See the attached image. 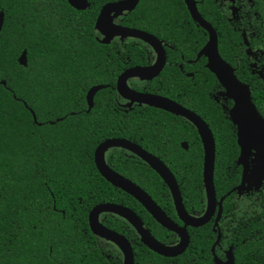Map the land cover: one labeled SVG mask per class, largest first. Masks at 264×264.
Segmentation results:
<instances>
[{
  "label": "trees",
  "instance_id": "obj_1",
  "mask_svg": "<svg viewBox=\"0 0 264 264\" xmlns=\"http://www.w3.org/2000/svg\"><path fill=\"white\" fill-rule=\"evenodd\" d=\"M111 1L118 0H89L90 7L78 11L67 0H0V12L5 14L0 32V264H92L94 256L84 253L93 238L88 216L96 205L112 202L114 192L97 171L94 151L112 129V121L107 113L102 120L97 114L108 90L98 93L89 113L85 95L92 86L105 83L99 72L105 76V67L116 59L117 47L98 42L95 30L100 9ZM150 1L141 7L150 9L144 16L134 11L128 20L178 48L180 40L182 46L193 41H187L192 27L183 0L172 10L156 8L160 0H152L151 6ZM249 1V10L241 13L243 25L223 22L217 0H203L200 12L217 29L221 56L237 67L236 76L250 86L253 102L264 117V0ZM164 12L166 19L177 12L183 17L182 32L172 28L173 21L167 22L169 29H160ZM242 27L250 37L252 54L247 49V55L256 56L251 67L248 56L238 50L243 44L238 31ZM25 50L28 64L22 66L18 59ZM209 115L217 149L215 187L222 197L240 181L236 165L240 149L236 128L223 110L214 103ZM118 122L121 125L122 119ZM185 173L194 183L200 177L202 184L201 169L189 168ZM188 187L189 193H195L185 201L186 207L201 210L203 186ZM233 198L234 194L224 201L222 221L233 227L225 240L233 247L235 263L264 264V191L250 214L238 210L239 202ZM132 200L136 211L146 213ZM153 235L162 240L159 233ZM190 236V246L177 262L212 264L216 234L195 231ZM135 253L136 264L174 262L152 251L143 255L136 245Z\"/></svg>",
  "mask_w": 264,
  "mask_h": 264
},
{
  "label": "flooded vegetation",
  "instance_id": "obj_2",
  "mask_svg": "<svg viewBox=\"0 0 264 264\" xmlns=\"http://www.w3.org/2000/svg\"><path fill=\"white\" fill-rule=\"evenodd\" d=\"M144 1L145 0H140L137 6L132 11H124L121 14L113 16V20L117 25L141 30L155 36L161 42V46L164 51V65H161L162 60L160 58L159 52H157L150 44L140 39L133 37L122 38L121 36H117L114 37L109 44H107L113 45L115 48L117 47V49L114 51L116 59L109 61L111 64L110 68L105 67V76L101 72H99L100 80L105 81V83L102 82L99 85L105 86V88H103L102 90H108V92L106 96L104 95V104L101 107L98 106L97 114H99V118L102 120V117H104L105 113H107V116H109L112 121V129L107 132V136L104 134L105 138L97 145V147L109 139H121L131 144L137 145L139 147V150H142L147 155L156 158L170 170L179 186L184 205L185 201L187 202L188 200H190V198L193 196V193H195H189L190 189H188V186H190L192 183L193 185H196L200 190V186L202 185L204 193L203 208L201 210H195L194 208L188 209L185 205L187 212L191 216L199 217L202 216L206 210L207 198L203 182L204 146L196 125L186 116H182L181 114H176L165 109L151 106L147 103H140L138 101H133L130 98L123 97L118 91V82L120 76L129 69L137 67L155 68L157 72L153 71L143 78L140 76H133L127 79L126 83L128 87L132 91L139 94L151 96L155 95L166 98L173 103H176L178 106L186 109L187 111L199 116L209 126L210 130L213 133V136L214 131L212 127V119L209 114H211V112L213 111L214 103L218 108L223 110L224 114H226L225 118H229L230 120L228 112L232 108L233 102L225 96V89L221 86L216 76L207 68V58L205 56H199V53L208 42L209 34L192 18L185 4V1L183 0L184 5L191 18V21H187V23L188 26L192 27V29L190 28V35H187L189 36L187 41H190L191 39H193V41L190 43H185L182 46V41L180 40V43L178 45L179 48L176 45H172L169 40L157 35L156 33L141 28L140 24L128 20V16L131 15V13L134 11H137V14L144 16L146 11L150 10L147 9L146 11H144L143 9H141V7L145 6ZM168 1L170 0H160L154 6H157L156 8L161 10H164L166 6L169 7V10H172L173 8L179 6L178 0H176L175 3H169ZM225 1L226 0H217L223 15V18L221 20H223V22L232 24L239 22L243 25L244 18L241 17V13L247 12L246 9L247 6L249 7L250 1L230 0L228 4H225ZM195 2L197 3V8L200 12V7L202 6L203 0H195ZM148 4L151 6L152 0ZM180 7L182 8L183 5H180ZM171 14L169 13V17L168 19H166L164 12V15L162 16L164 23L160 27V29H169L167 27V22L173 21L174 25L172 28L175 31L182 32V26L185 23L183 22V17L179 15L178 12L174 15ZM200 14L202 15L201 12ZM202 16L205 19V16ZM209 23L213 26L218 34L215 26L211 22ZM233 30H237V28L233 27ZM238 31H240L241 33L244 44H240L238 50L240 53H242V56L245 54L247 55V46L245 44L244 35H246L249 41L250 37L248 36V33L245 31L244 27H242V29ZM205 38V43L199 48V44H201V41L205 40ZM96 39L98 42L102 43L105 37L98 31H96ZM128 45H130V49L125 48ZM107 55H109V53H107ZM248 60L250 61L249 65L251 67V65L256 62V56H254V54L248 56ZM233 68L236 72L237 67ZM87 93L85 95L87 105L86 112L89 113L95 107V98L98 93L94 98V106L89 112L87 104ZM120 118L122 119L121 125L117 124ZM128 119L129 121H127ZM98 128H100L101 130L102 126L99 125ZM189 155H191V159ZM186 158H188V162L190 161V163H185ZM105 161L114 172L132 181L134 184L148 193L167 214V216L171 218L178 226H185L176 212L173 196L164 179L140 155L136 154L133 150L125 146H114L109 148L105 152ZM237 167L240 168L241 171L240 181L233 188L239 186L242 179L243 168L242 166L238 165ZM189 168H196L197 170L201 169L202 184H200V177L196 178L197 182L195 183L193 182V180L188 179L185 172H187ZM196 174H199V172H197ZM101 177L104 178L102 175ZM113 187L114 192L110 197V200H112V202L107 201V203L122 206L131 211H134L141 218L145 227L152 235L154 232L160 234L159 237L162 238V240L156 238L154 235L153 236L161 243L167 246H174L178 244L180 239L177 234L169 231L161 224H159L134 197L120 188H117L115 186ZM263 191L264 189H262L261 187L259 191H252L249 193H247V191H244L242 194L234 192L232 193L234 194L233 202L236 203V197L238 200L242 197H247L251 200L256 198L258 199V196H260ZM217 198L218 200L221 199V197H218V195ZM132 199H135L144 208L146 213L142 210L136 211L134 209V203ZM165 202H170L171 204L168 205ZM162 204L165 205L163 206ZM217 216L218 210H216L210 221L204 226H186V228L189 233L195 231L215 233L216 240L220 232L221 239L219 244L216 246L215 252L221 260L226 261V253L230 249H232L233 251V247L228 246L225 239L228 238V235L232 231L233 227L231 228L226 224H223V213L221 218L218 220V225L216 226L215 223ZM100 221L106 227L125 236L129 240L134 251L135 264V245L138 252L140 248L141 254L149 255V251L151 250L142 243L141 237L138 234L136 228L124 217L115 213H102L100 215ZM90 239L91 241L86 243L87 247L84 249V253L85 256L89 254L94 256V259H92V264L124 263V254L116 244L111 241H107L106 239L95 236L94 234L93 238L90 237ZM213 245L211 246L212 264H214V256L212 253ZM180 256L181 255L173 258H164L174 261L172 264H179V261L177 262L176 259ZM86 264L90 263L87 262Z\"/></svg>",
  "mask_w": 264,
  "mask_h": 264
},
{
  "label": "water",
  "instance_id": "obj_3",
  "mask_svg": "<svg viewBox=\"0 0 264 264\" xmlns=\"http://www.w3.org/2000/svg\"><path fill=\"white\" fill-rule=\"evenodd\" d=\"M69 5L78 11H85L90 7L89 0H67ZM140 0H120L109 2L105 4L96 19L95 30L102 34L105 39L102 41L104 44H109L114 37L121 36L122 38L133 37L150 44L160 54L162 66L164 65V51L161 42L153 35L128 27L117 25L113 16L121 14L124 11H132ZM185 4L192 16V18L204 28L208 34L209 39L203 47L199 56L207 58V68L216 76L221 86L225 89V96L233 102L232 108L229 110V117L237 129V144L240 149V154L237 159V165L242 166V179L239 186L233 188L226 195L217 198L215 187V164H216V143L212 131L209 126L197 115L187 111L186 109L178 106L172 101L155 95L139 94L132 91L126 81L130 77L140 76L144 77L151 72H157L155 68H133L124 72L118 82V91L125 97L140 103H147L151 106L165 109L176 114H181L190 119L197 127L204 146V165H203V182L206 191L207 206L204 214L199 217L191 216L183 203V198L176 182L175 177L170 170L159 160L147 155L142 150H139L137 145L131 144L121 139H109L100 144L94 152V163L99 173L113 186L122 189L129 195L134 197L151 215L161 224L164 228L174 232L179 237L178 244L174 246H167L157 240L145 227L141 218L134 212L122 206L110 203H101L96 205L90 212L88 220L91 232L100 238L106 239L116 244L124 254L123 264H135L134 251L129 240L106 227L100 221L102 213H115L126 220H128L136 228L141 237L142 243L147 246L151 251L160 256L173 258L182 255L190 246L191 236L186 226L201 227L207 224L212 216L218 210V216L215 225H218V220L223 213V202L232 193L237 192L242 194L250 181L252 173L251 159L254 153L264 155V117L258 111L252 99V92L249 85L243 83L238 79L235 74V69L226 62L219 51V39L216 30L213 26L204 19L200 14L197 3L195 0H184ZM5 21V14L0 12V32L3 29ZM245 44L249 49V40L244 35ZM252 54L251 52H249ZM20 65L27 66L28 57L27 51H23L18 59ZM160 66V65H159ZM6 85V81H2ZM105 88L102 85H96L89 89L87 93L88 112L94 106V98L96 94ZM34 121L37 123V116L35 112L30 109ZM114 146H125L133 150L136 154L140 155L147 161L164 179L168 188L173 196L174 206L179 218L185 226H178L162 208L146 193L142 188L134 184L132 181L120 176L114 172L105 161V152ZM258 191V190H257ZM221 239L219 232L218 238L212 247L214 264H236L235 257L232 249L226 253V261L221 260L215 252L216 246Z\"/></svg>",
  "mask_w": 264,
  "mask_h": 264
},
{
  "label": "rangeland",
  "instance_id": "obj_4",
  "mask_svg": "<svg viewBox=\"0 0 264 264\" xmlns=\"http://www.w3.org/2000/svg\"><path fill=\"white\" fill-rule=\"evenodd\" d=\"M230 0H226L224 3L228 4ZM231 12V11H230ZM252 164V173L249 183L246 186L247 193L252 191H259L262 187L264 189V155H259L257 153H254L251 159ZM236 200L237 197H236ZM256 199H248L247 197H242L238 200V210H240L242 213H251L253 206L257 202Z\"/></svg>",
  "mask_w": 264,
  "mask_h": 264
}]
</instances>
